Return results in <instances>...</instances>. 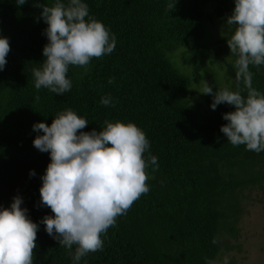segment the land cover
Listing matches in <instances>:
<instances>
[{
    "label": "trees",
    "instance_id": "obj_1",
    "mask_svg": "<svg viewBox=\"0 0 264 264\" xmlns=\"http://www.w3.org/2000/svg\"><path fill=\"white\" fill-rule=\"evenodd\" d=\"M84 2L89 15L115 35L116 48L93 58L87 72L70 66L72 88L56 95L34 87L32 71L42 66L48 42L42 8L37 0L22 6L16 0H0V36L10 44L0 70V207H10L20 196L21 206L39 225L33 264H73L68 249L49 236L42 223L44 216L54 215L40 203L41 177L50 154L34 147L33 140L43 132L34 131L33 125H51L68 108L89 121L83 131H100L106 120L132 121L146 133L159 168L148 169L150 191L102 234L103 249L79 264H209L227 243L221 241L223 234L237 235V194L264 188V151L227 141L220 128L227 123L223 114L234 106L220 104L213 110V97L196 88L204 83V73L189 68L224 61L223 82L217 81L214 67L206 81L214 91L234 89L236 57L227 44L234 26L226 19L235 0H176L169 12L166 7L173 0ZM217 28L222 34L215 40ZM180 61L183 66L178 68ZM189 70L193 77L187 75ZM250 70L253 87L264 93V66ZM109 78L114 83L109 84ZM108 95L115 106L101 104Z\"/></svg>",
    "mask_w": 264,
    "mask_h": 264
},
{
    "label": "clouds",
    "instance_id": "obj_2",
    "mask_svg": "<svg viewBox=\"0 0 264 264\" xmlns=\"http://www.w3.org/2000/svg\"><path fill=\"white\" fill-rule=\"evenodd\" d=\"M27 2L16 0L18 6ZM175 4L176 0L168 3L166 11L173 10ZM36 6L42 8L48 42L42 66L32 71L34 87L63 95L72 88L67 75L70 66L87 72L93 58L115 50L116 37L102 21L89 15L84 0H54L51 5L37 0ZM226 23L234 26L227 44L236 57L235 87L214 91L206 81L199 92L213 97V110L220 104L234 106L233 111L223 114L227 123L220 131L231 145H244L246 150L260 153L264 151V93L253 87L250 69L264 66V0H235ZM9 51L8 38L0 36V70ZM108 83H114V78ZM39 100L36 95L35 101ZM100 102L115 106L110 95ZM88 122L68 108L54 117L51 125L43 121L33 125L34 131L43 132L33 140L34 147L50 154L41 177L40 203L54 215L44 216L42 223L47 234L68 249L73 264L103 249L102 234L150 191L148 169L159 168L158 158L149 152L146 133L134 122L106 120L100 131H83ZM22 203V197L15 196L10 207H0V264H33L39 225L30 219ZM223 264H229L227 256Z\"/></svg>",
    "mask_w": 264,
    "mask_h": 264
},
{
    "label": "rangeland",
    "instance_id": "obj_3",
    "mask_svg": "<svg viewBox=\"0 0 264 264\" xmlns=\"http://www.w3.org/2000/svg\"><path fill=\"white\" fill-rule=\"evenodd\" d=\"M221 34L222 31L217 28L213 38L218 40ZM224 58H227V56ZM172 61L174 63V60ZM222 62L224 61H217L213 66L206 68H189L195 70L199 75L204 73V82H206L207 74L214 71L212 70V67H214L217 71V81L223 82L226 68L224 66L220 67ZM176 66L180 68L183 64L180 61ZM188 72L190 73L187 75L193 77L194 73L190 70ZM203 84L196 86L199 94ZM237 196L240 202L237 235L231 238L228 234H223L224 238H221V241L227 243L220 249L217 258L209 264H223L226 256L229 258V264H264V188L261 189L257 186L252 189L245 188ZM228 243L231 244L229 248H227ZM236 244H239V247Z\"/></svg>",
    "mask_w": 264,
    "mask_h": 264
}]
</instances>
